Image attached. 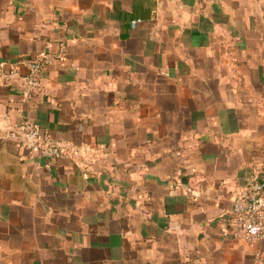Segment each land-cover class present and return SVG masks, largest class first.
Instances as JSON below:
<instances>
[{"label":"crops","instance_id":"crops-1","mask_svg":"<svg viewBox=\"0 0 264 264\" xmlns=\"http://www.w3.org/2000/svg\"><path fill=\"white\" fill-rule=\"evenodd\" d=\"M0 64V264H254L219 232L264 170V0H0Z\"/></svg>","mask_w":264,"mask_h":264},{"label":"built area","instance_id":"built-area-1","mask_svg":"<svg viewBox=\"0 0 264 264\" xmlns=\"http://www.w3.org/2000/svg\"><path fill=\"white\" fill-rule=\"evenodd\" d=\"M49 62V55L36 54L28 59L27 70L10 68L17 75L27 92L42 89L41 73ZM3 64H0V73ZM11 133L27 148L46 158H56L67 153L60 142L54 140L36 122L24 118L12 126ZM222 239L240 240L249 245L260 244L254 254V264H264V170L256 169L249 176L245 188L235 195L229 211L222 215Z\"/></svg>","mask_w":264,"mask_h":264}]
</instances>
